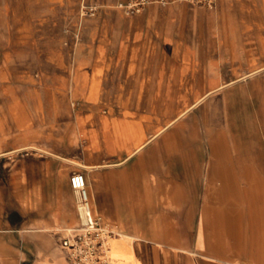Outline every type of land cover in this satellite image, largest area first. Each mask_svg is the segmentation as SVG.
Wrapping results in <instances>:
<instances>
[{
  "label": "crops",
  "instance_id": "1",
  "mask_svg": "<svg viewBox=\"0 0 264 264\" xmlns=\"http://www.w3.org/2000/svg\"><path fill=\"white\" fill-rule=\"evenodd\" d=\"M262 70L264 0H0L11 258L70 264L82 172L112 264H264V93L241 127L213 101Z\"/></svg>",
  "mask_w": 264,
  "mask_h": 264
},
{
  "label": "built area",
  "instance_id": "2",
  "mask_svg": "<svg viewBox=\"0 0 264 264\" xmlns=\"http://www.w3.org/2000/svg\"><path fill=\"white\" fill-rule=\"evenodd\" d=\"M185 1L207 8H213L217 3V0ZM141 3H129L125 7L128 12H134ZM96 12L95 5H82L80 8L81 16H95ZM70 184L77 194L80 218L77 226L66 229L61 242L70 264H112L109 246L112 230L93 213L84 173L74 172L70 176Z\"/></svg>",
  "mask_w": 264,
  "mask_h": 264
},
{
  "label": "rangeland",
  "instance_id": "3",
  "mask_svg": "<svg viewBox=\"0 0 264 264\" xmlns=\"http://www.w3.org/2000/svg\"><path fill=\"white\" fill-rule=\"evenodd\" d=\"M237 93L232 99L216 98L214 99L216 116L220 121V126H225L227 120H234L237 126L244 125L245 117L252 111L256 112V120L259 122L261 117L259 112V104L261 102L259 95L264 93V70L256 72L252 77L242 80L236 84ZM247 114V115H245ZM246 131L235 130L234 135L239 138ZM260 132L257 131L259 137ZM258 149V148H256ZM243 185V181L240 182ZM10 207L9 197L5 196L4 199L0 197V208ZM9 228L3 226L0 220V264H20L18 258H11L12 253L9 247L6 246L4 239L10 234L7 231Z\"/></svg>",
  "mask_w": 264,
  "mask_h": 264
},
{
  "label": "bare ground",
  "instance_id": "4",
  "mask_svg": "<svg viewBox=\"0 0 264 264\" xmlns=\"http://www.w3.org/2000/svg\"><path fill=\"white\" fill-rule=\"evenodd\" d=\"M37 121V120H36ZM91 202V201H90Z\"/></svg>",
  "mask_w": 264,
  "mask_h": 264
}]
</instances>
